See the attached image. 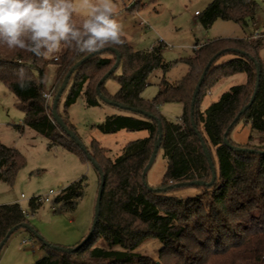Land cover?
<instances>
[{
  "label": "trees",
  "instance_id": "16d2710c",
  "mask_svg": "<svg viewBox=\"0 0 264 264\" xmlns=\"http://www.w3.org/2000/svg\"><path fill=\"white\" fill-rule=\"evenodd\" d=\"M257 5L255 0H213L197 15L204 28L217 19L246 25L254 21ZM123 39L122 46L93 54L74 69L60 99L64 98L65 108L80 95L86 105H100L103 101L96 93V85L115 63L116 55L111 48L116 49L120 54L117 67L120 73L116 76L119 88L114 95H108L103 82L100 92L115 104L141 109L161 122L158 150H162L167 161L163 181L159 187L149 188L142 178L157 138L156 119L117 106L120 112L106 115L97 124L98 129L103 133L146 130L147 136L128 142L113 160L97 143H92L91 150H87L103 174L95 228L85 243L71 251L40 241L46 255L35 264H264V60L258 54L264 37H222L205 42L194 49V56L179 59L187 64V72L173 83L163 79L151 101L141 96L147 75L159 66L165 71L168 64L163 62L159 46L134 50L124 36ZM225 54L231 57L217 63ZM86 55L65 46L62 55L54 59L58 63L57 81L47 99L43 89L45 59L0 45V82L15 95L16 106L24 113L22 123L13 125L15 129L22 132L24 126L32 128L47 138L49 147H63L90 162L76 140L52 116V101L63 78ZM209 61L196 97L192 123V95ZM21 65L31 75L27 89L20 88L14 71ZM236 73H245L246 81L232 86L202 109L201 101L211 86ZM252 95V101L235 121ZM173 101L183 104L181 123L166 119L158 111V103ZM58 104L57 112L71 130L68 116L58 111ZM239 121L249 124L257 133V144H252L253 134L244 144L231 139L230 132ZM200 137L211 156L216 177L210 185H192L200 189L194 196L172 195L173 189L189 186L176 183L211 180ZM236 146L254 151H239ZM23 165L18 149L0 140V180L12 184ZM95 170L99 186V173ZM85 186V178H79L61 190L55 201L63 210L73 209ZM39 204L36 197L29 199L32 211ZM25 222L27 218L18 203L0 204V241L11 227ZM148 239L161 244L157 261L138 251Z\"/></svg>",
  "mask_w": 264,
  "mask_h": 264
},
{
  "label": "rangeland",
  "instance_id": "374dc122",
  "mask_svg": "<svg viewBox=\"0 0 264 264\" xmlns=\"http://www.w3.org/2000/svg\"><path fill=\"white\" fill-rule=\"evenodd\" d=\"M213 0H114L118 10V20L124 25V37L134 50H146L160 47L162 60L167 63L164 71L160 66L155 67L147 75L146 85L141 96L146 101L153 100L162 80L173 83L187 72V64L179 61L181 58L192 57L197 48L205 42L216 38H260L264 36V0H255L257 8L254 21L240 25L232 20L217 19L209 28H204L199 22V16ZM79 20V17H76ZM259 35V36H258ZM262 35V36H261ZM62 51L45 59L43 89L47 94L57 81L58 63L54 59L60 57ZM258 54L264 60V45ZM230 54H225L217 60L221 63ZM115 73L104 81L105 92L114 95L119 83ZM246 81L245 73H236L224 77L215 83L201 101L205 109L216 101L223 92L232 86ZM60 113L66 112L71 131L87 149L91 150L92 143H97L104 149L105 155L115 159L122 153L124 146L135 139L147 136L146 130H118L113 133L101 132L97 124L106 115L120 112L112 104L102 102L100 105H86L80 95L68 108L64 107V98L58 104ZM158 111L166 119L181 123L183 111L181 102H160ZM24 113L16 106L15 95L0 82V140L8 146L18 149L24 159V165L17 171L12 184L0 180V204L16 202L21 209L29 213L27 223L38 235L48 243L65 248L75 247L88 234L93 220L94 205L98 190V174L89 161H83L75 153L60 147L48 146L47 138L24 126L19 132L13 125L21 124ZM250 134L255 138L252 144H257V133L252 131L249 124L237 122L230 132L231 139L237 144L248 141ZM167 161L162 150L147 170L145 183L157 188L161 185L166 171ZM85 178L86 186L82 198L73 209L63 210L55 201L56 195L66 186L79 178ZM53 192L52 194H49ZM200 192L197 186H182L170 193L180 197L194 196ZM49 201H41L32 211L28 204L33 197H45ZM22 240L28 243L22 244ZM161 244L156 239L145 240L138 251L158 260L157 252ZM46 255L40 241L24 228L15 230L6 240L0 250V264H35Z\"/></svg>",
  "mask_w": 264,
  "mask_h": 264
},
{
  "label": "clouds",
  "instance_id": "9594fccd",
  "mask_svg": "<svg viewBox=\"0 0 264 264\" xmlns=\"http://www.w3.org/2000/svg\"><path fill=\"white\" fill-rule=\"evenodd\" d=\"M117 17L114 0H0V45L43 59L65 46L93 55L125 43ZM14 71L20 88L30 87L27 67Z\"/></svg>",
  "mask_w": 264,
  "mask_h": 264
},
{
  "label": "water",
  "instance_id": "95a60500",
  "mask_svg": "<svg viewBox=\"0 0 264 264\" xmlns=\"http://www.w3.org/2000/svg\"><path fill=\"white\" fill-rule=\"evenodd\" d=\"M112 51L115 53L116 55V60H115V63L109 68V70L99 79V81L97 82V85H96V93L98 95V97L105 103H108V104H112V105H116V106H119L121 108H125V109H129L131 111H134V112H138V113H141V114H144L148 117H153L156 119V122H157V138H156V142L154 144V147H153V150H152V153L150 155V158L147 162V164L145 165V167L143 168L142 170V178L145 179V176H146V173H147V170L150 168V166L152 165L155 157H156V154L158 152V149H159V146H160V142H161V137H162V126H161V122L153 115H151L150 113L146 112V111H143L141 109H137V108H132V107H127V106H124V105H119V104H115L114 102H112L111 100H109L107 97H105L103 94H101L100 92V85L106 80V78L111 74L113 73L116 68L118 67L119 63H120V54L119 52L116 50V49H113L111 48ZM241 52V51H240ZM91 55H86L85 57L81 58L80 60H78L70 69L69 71L66 73L65 77L63 78L62 80V83L60 84V86L58 87L55 95H54V98H53V101H52V116H53V119L57 122V124L63 128V130L66 132V134L70 137H72L73 139L76 140V142L78 143V145L81 147V149L84 151V153L87 155L88 159L90 160L91 164L97 169L98 173H99V178H100V182H99V186H98V190H97V196H96V200H95V205H94V213H93V220H92V224H91V227L89 229V232L88 234L83 238V240L77 244L75 247H71V248H63V247H59V246H55V245H51L52 247L54 248H59V249H62V250H66V251H71L75 248H78L79 246H81L83 243H85L92 231L94 230L95 228V225H96V222H97V218H98V215H99V211H100V200H101V193H102V185H103V174H102V171L99 167V165L95 162V160L91 157V155L89 154L87 148L85 146H83L80 141L77 139V137L73 134V132L65 125V123L63 122L62 118L60 117V115L58 114L57 112V104H58V101L68 83V80H69V77L71 75V73L73 72L74 69H76L81 63H83L87 58H89ZM211 64V61H209L201 75V77L199 78L198 80V84L196 85L195 89H194V92H193V95H192V99H191V103H190V116H191V121L193 123V112H194V106H195V102H196V97H197V94H198V91H199V87L202 83V80L207 72V69L209 68ZM257 74H259L257 72ZM258 80V78H257ZM253 96H251L248 104L243 108L241 109V111L238 113V115L235 117V121L238 119L239 115L247 108V106L250 104V102L252 101L253 99ZM227 134H228V129L225 131L224 133V141L227 142ZM200 141H201V146H202V150L204 152V154L206 155V158L208 160V163H209V166H210V169H211V172H212V176H211V180L209 182H204L202 180H193V181H189V182H180V183H176V186H180V185H202V184H206V185H210L215 177H216V170H215V167H214V164L211 160V156L208 152V149L206 147V144L205 142L203 141V139L200 137ZM236 150H239V151H249V152H253L254 150L251 149V148H246V147H241V146H236L235 147ZM149 187V186H148ZM151 188V187H149ZM158 190V189H156ZM19 228H24V229H27L28 231H30L32 234L35 235V237H37V239L39 241H41L44 245H50V243H48L47 241H45L43 239V237H41L40 235L37 234V232L33 229V227L28 224L27 222L25 223H20L18 225H15L13 227H11L7 233L5 234V236L3 237V239L0 241V250L2 248V246L4 245V243L6 242V240L8 239V237L17 229Z\"/></svg>",
  "mask_w": 264,
  "mask_h": 264
},
{
  "label": "built area",
  "instance_id": "2783aa9c",
  "mask_svg": "<svg viewBox=\"0 0 264 264\" xmlns=\"http://www.w3.org/2000/svg\"><path fill=\"white\" fill-rule=\"evenodd\" d=\"M259 36V35H258ZM262 36V35H261ZM264 37V36H263ZM194 49H196L197 48V45H194V47H193ZM46 96V98L47 99H49L50 97H51V95L50 94H46L45 95ZM53 192H50L49 194H52ZM36 201H39V202H41V201H49V197H48V195H45V197H36ZM22 213H23V215L27 218L28 217V215H29V213H27L26 211H24L23 209H22ZM29 241L28 240H22V244H24V243H28Z\"/></svg>",
  "mask_w": 264,
  "mask_h": 264
},
{
  "label": "crops",
  "instance_id": "0c3cea01",
  "mask_svg": "<svg viewBox=\"0 0 264 264\" xmlns=\"http://www.w3.org/2000/svg\"><path fill=\"white\" fill-rule=\"evenodd\" d=\"M195 14L197 15V14H198V12H197V11H195Z\"/></svg>",
  "mask_w": 264,
  "mask_h": 264
}]
</instances>
